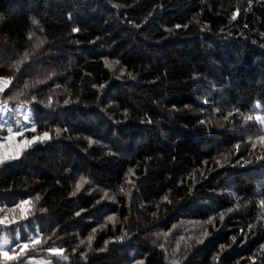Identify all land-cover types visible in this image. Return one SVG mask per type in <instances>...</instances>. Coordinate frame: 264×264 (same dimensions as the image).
<instances>
[{"label":"trees","instance_id":"obj_1","mask_svg":"<svg viewBox=\"0 0 264 264\" xmlns=\"http://www.w3.org/2000/svg\"><path fill=\"white\" fill-rule=\"evenodd\" d=\"M0 77L52 137L0 167L25 261L264 264V0H0Z\"/></svg>","mask_w":264,"mask_h":264},{"label":"snow or ice","instance_id":"obj_2","mask_svg":"<svg viewBox=\"0 0 264 264\" xmlns=\"http://www.w3.org/2000/svg\"><path fill=\"white\" fill-rule=\"evenodd\" d=\"M236 19H237V14L233 13L232 20H236ZM74 31H76V29H74ZM26 56L27 54H25V57ZM10 83H11L10 79L0 77V93H3L5 89L10 85ZM33 100H35V97H33ZM68 102H69L68 100L64 101L65 104H67ZM49 103H51V100H49ZM13 111L17 113L23 111L26 113L29 110L21 109V108L12 109L5 102L3 107L0 108V115L12 113ZM22 119L25 125H30V130L32 132L36 131V126L32 122V118L29 115L24 114L22 116ZM252 119L253 118L251 116L248 117V120H252ZM255 120L260 125H264V115H256ZM15 124L20 125L21 120L15 119ZM6 126H7L8 135L3 138L2 142H0V167L5 166L6 164H10L12 161L19 160L21 156L24 154V152L27 151L33 145L37 143H44L52 138L49 132L45 131L42 133V135L33 136L31 139L24 138L23 140H17V137L23 136L24 130L18 129L17 131H13V128L12 126L9 125L8 121L0 120V129ZM59 134H60V130L57 129L56 135L59 136ZM259 142L261 144H264V135H261L259 137ZM89 143L91 144L92 141H90ZM261 159H264V157H261ZM84 183H87V181L81 178V181L77 182L76 190L72 193V195H76V193L81 190ZM36 199L39 200V197H36ZM165 200H167V197H165ZM262 204H264V201H262ZM30 205H32V200L24 199V200H20L11 208L0 207V213H4V215L0 216V226H4L5 228H7L10 227L11 225H20L21 221H25L29 218V215L32 212V208L30 207ZM77 215H80V213L78 212ZM112 219H113L112 217H109V220ZM221 220H223V215H221ZM211 222L212 220L210 219L208 223ZM24 227L25 229H27V225H25ZM204 235L206 236L207 232H205ZM91 239L92 237H89V247L91 246L90 244ZM232 239L233 242H235L236 238L233 237ZM40 243H41V239L39 237L38 230L36 236H30L27 241H21L19 228H17L13 239H9L8 237H4L3 239H0V258H3V260L5 261H19L20 264H24V258L27 256L29 250L30 249L34 250L35 246L39 245ZM81 243H83V241H81ZM9 246H11V248H9ZM223 247L224 246L221 245V248ZM15 249H19V251L16 252ZM10 251L13 254H10ZM48 251L56 257H60L61 259H67L66 257H64L63 255L64 250L61 248H49Z\"/></svg>","mask_w":264,"mask_h":264},{"label":"rangeland","instance_id":"obj_3","mask_svg":"<svg viewBox=\"0 0 264 264\" xmlns=\"http://www.w3.org/2000/svg\"><path fill=\"white\" fill-rule=\"evenodd\" d=\"M4 104L5 103L0 104V108H2ZM7 104L12 109H16V108L23 109V107H24L23 105H11L10 103H7ZM24 114H27V112L25 113V112L22 111L20 113H17L15 111H13L12 113H7V114L0 115V120L8 121L9 125L12 126L13 131H17L18 129H23L24 130L23 136L17 137V140H23L24 138L31 139L33 136L42 135V133L41 134H37V135H33V136L26 135L27 134V131L30 130V125H25L24 124L23 119H22V116ZM27 115H29V114H27ZM15 119H20L21 120V124L20 125H16L15 124ZM32 122H33V120H32ZM4 128H6V131H5L6 133L0 139V142H2L3 141V138L8 135V133H7V126L4 127ZM32 204L34 205L33 200H32ZM11 226L10 227H7V228H5L4 226H0V239H3L4 237H8L9 239H13L14 236H15V232H16V229L17 228H19V232L21 233V230L22 229L19 226H17V227H15V226L14 227H11ZM199 227H201V225L200 226H195V228H194L195 233L198 232ZM36 235H37V233H34V232H32L30 234V236H36ZM23 237L25 238V234L23 235ZM175 237H176L175 249H177V247H180L179 246V243L182 242V240H184V236L178 235V232H177V233H175ZM21 241H27V240H21ZM9 248H11V246H9ZM15 251L18 252L19 249H15ZM173 251H174V248L172 249V252ZM10 254H13V253L10 251ZM0 259L3 260V258H0ZM7 262H10L12 264H20L19 261H7ZM24 264H55V263H53L50 259H48L46 257H31V258L28 259V261H25V259H24Z\"/></svg>","mask_w":264,"mask_h":264}]
</instances>
